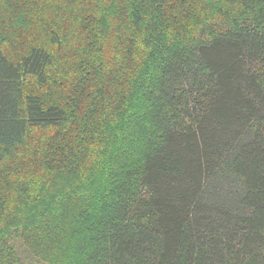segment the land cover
<instances>
[{
  "label": "trees",
  "instance_id": "1",
  "mask_svg": "<svg viewBox=\"0 0 264 264\" xmlns=\"http://www.w3.org/2000/svg\"><path fill=\"white\" fill-rule=\"evenodd\" d=\"M31 263L264 264V0H0V264Z\"/></svg>",
  "mask_w": 264,
  "mask_h": 264
},
{
  "label": "rangeland",
  "instance_id": "2",
  "mask_svg": "<svg viewBox=\"0 0 264 264\" xmlns=\"http://www.w3.org/2000/svg\"><path fill=\"white\" fill-rule=\"evenodd\" d=\"M14 246H15V248L16 247L18 248L19 242L15 241ZM21 254H22L23 257H25V260H26L27 259V255L25 254V252L23 250H21ZM31 264H33V263H31Z\"/></svg>",
  "mask_w": 264,
  "mask_h": 264
}]
</instances>
